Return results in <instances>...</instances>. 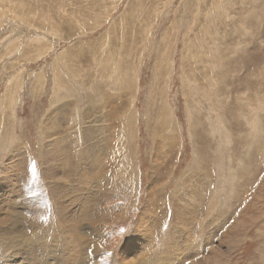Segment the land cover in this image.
Returning <instances> with one entry per match:
<instances>
[{
    "label": "rangeland",
    "instance_id": "rangeland-1",
    "mask_svg": "<svg viewBox=\"0 0 264 264\" xmlns=\"http://www.w3.org/2000/svg\"><path fill=\"white\" fill-rule=\"evenodd\" d=\"M56 260L264 264V0H0V264Z\"/></svg>",
    "mask_w": 264,
    "mask_h": 264
},
{
    "label": "bare ground",
    "instance_id": "bare-ground-1",
    "mask_svg": "<svg viewBox=\"0 0 264 264\" xmlns=\"http://www.w3.org/2000/svg\"><path fill=\"white\" fill-rule=\"evenodd\" d=\"M93 188V187H92ZM92 191H93V189H92ZM73 195V194H72ZM91 195V196H90ZM90 195H88L87 197H85V198H83V199H79V197H78V199H79V209H80V211L81 210H84L85 211V215H82V213H80V211H76V210H69V211H67V214H65L63 211H61L60 213H59V215L60 216H62V215H66L67 217H68V219H69V221L71 222V219L73 218V217H76V219H77V224H79V223H82V222H84L85 220H86V218H87V216L89 215L90 216V213H91V201H92V198H93V195L92 194H90ZM76 198V197H75ZM76 200V199H75ZM95 201V197L93 198V202ZM97 201H98V199H97ZM7 202V201H6ZM72 203H74L75 204V202H73L72 201ZM7 204V203H6ZM15 206V205H14ZM15 208V207H14ZM93 208V207H92ZM12 209V208H11ZM65 209V208H64ZM10 213V212H9ZM16 213V212H15ZM56 213H58V212H56ZM58 215V216H59ZM80 215V216H79ZM58 216H57V218H58ZM66 216L64 217L67 221H68V219L66 218ZM61 218V217H60ZM57 220V219H56ZM50 223V222H49ZM141 225H142V223H141ZM49 226V225H48ZM48 226H47V228H48ZM138 226V225H137ZM50 227V226H49ZM53 230H56V232H57V235H58V233H59V231H63V229H66V228H69L70 230L72 229L73 230V228H72V226L70 225V224H68V223H65V222H60V220H57L56 221V224L53 226ZM138 228V227H137ZM143 230H146V228L145 229H142L140 232H143ZM48 232V231H47ZM55 232V231H54ZM14 233V232H13ZM49 234V233H48ZM136 234H138L137 233V231L134 233L133 232V235L135 236ZM140 234V233H139ZM54 235V234H53ZM56 235V236H57ZM149 235H150V233H149ZM210 235V234H209ZM19 236V235H18ZM52 236V235H51ZM54 237V236H53ZM60 237H61V234H60ZM69 237V236H68ZM188 237V236H187ZM2 238V237H1ZM34 238V237H33ZM64 238V237H63ZM134 238V237H133ZM150 238H151V236H150ZM189 238L190 239H194L192 236H191V234H189ZM188 238V239H189ZM206 238V237H205ZM205 238H203V239H205ZM66 239V238H65ZM71 239V238H70ZM171 239V238H170ZM174 239V238H173ZM18 240V239H17ZM24 240V239H23ZM42 240V238H40V241ZM78 240V239H77ZM178 240V239H177ZM16 241V240H15ZM29 242L31 241V240H28ZM128 241V240H127ZM7 242H9V240L7 241ZM11 242V241H10ZM28 242V243H29ZM42 242V241H41ZM64 242V241H63ZM129 242V241H128ZM194 242V241H193ZM16 243H17V241H16ZM38 243V242H37ZM50 243H53V242H50ZM57 243H58V240H57ZM11 244V243H10ZM54 244V243H53ZM65 244V243H64ZM176 244V243H175ZM174 244V245H175ZM191 244V243H190ZM17 245V244H16ZM34 245V244H33ZM134 244L131 242V244L130 245H127V247H128V250H125L126 248H124L123 250H121L122 252H123V255L121 254L120 255V258H121V263H122V261H123V256H125V254L126 255H128V254H130V255H134V253H133V251H132V248H134V249H136L134 246H133ZM153 245V244H152ZM171 245V244H170ZM197 245V244H196ZM45 246V245H44ZM96 246V245H95ZM191 246V245H190ZM200 246V245H199ZM16 247V246H15ZM38 247V246H37ZM36 247V248H37ZM51 247H54L53 245L51 246ZM64 247H66V246H64ZM74 247V246H73ZM91 247V246H90ZM171 247V246H170ZM176 247L178 248V246L176 245ZM8 248V247H7ZM47 248H48V246H47ZM59 248V247H58ZM97 248V247H96ZM121 248V247H120ZM142 248V247H141ZM148 248V247H147ZM150 248V247H149ZM165 248V247H164ZM172 248V247H171ZM200 248V247H199ZM4 249V248H3ZM39 249H40V247H39ZM151 249V248H150ZM180 249V248H179ZM8 250V249H7ZM41 250V249H40ZM52 250V249H51ZM55 250V249H54ZM54 250H52V251H54ZM59 250V249H58ZM67 250V249H66ZM70 250V249H69ZM77 250V249H76ZM95 250V249H94ZM92 250L93 252H95V251H97V250ZM119 250V249H118ZM144 250V249H143ZM4 251V250H3ZM24 251V250H23ZM45 251V250H44ZM148 251V250H147ZM151 251V253H150V255H153V258L154 257H156V255H154V252H156V251H154V252H152V249L150 250ZM181 250H179L178 252H180ZM185 251V250H184ZM186 251H188V250H186ZM32 253H33V251H31ZM35 252V251H34ZM68 252V251H67ZM98 252V251H97ZM121 252V253H122ZM189 252V251H188ZM188 252L187 253H184V255L185 254H188ZM191 252H192V250H191ZM17 253V252H16ZM26 253V252H25ZM44 253V252H43ZM61 253V252H60ZM70 255H71V253L70 252H68ZM165 253H167V252H165ZM169 253V252H168ZM37 254V253H36ZM78 254V253H77ZM117 254V253H116ZM146 254V253H145ZM156 254H157V257H159V258H161V256H162V254L160 253V252H156ZM172 254H173V252H172ZM3 255V254H2ZM15 255H17V254H15ZM34 255V254H33ZM45 255V254H44ZM56 255H57V253H56ZM61 255V254H60ZM76 255V254H75ZM137 255V254H136ZM135 255V256H136ZM169 255H170V253H169ZM140 256V255H139ZM143 256V255H142ZM145 256V255H144ZM168 256V255H167ZM172 256V255H171ZM178 256V255H177ZM36 257V256H35ZM50 257V256H49ZM48 257V258H49ZM74 257V256H73ZM80 257V256H79ZM116 257H117V259H118V256L116 255ZM132 257H134V256H132ZM148 257V256H147ZM174 257V256H173ZM23 258V257H22ZM38 258V257H37ZM62 258V257H61ZM141 258V257H140ZM164 258V257H163ZM177 258V257H176ZM40 259V258H39ZM63 259V258H62ZM61 259V260H62ZM65 259V258H64ZM68 259V258H67ZM71 258H69L68 260H70ZM136 259V258H135ZM138 259V258H137ZM136 259V260H137ZM59 260V259H58ZM68 260H66V261H68ZM113 260H114V258H113ZM159 260V259H158ZM30 261V260H29ZM44 261V259H42V262ZM72 261V260H71ZM118 262V261H117ZM124 262V261H123ZM45 263H46V261H45ZM44 263V264H45ZM156 263V262H155ZM160 263H161V261H160ZM190 263V262H189ZM5 264V263H4ZM21 264H22V262H21ZM27 264H29V263H27ZM33 264H36V261H35V263H34V261H33ZM56 264H57V260H56ZM59 264V263H58ZM73 264V263H72ZM114 264H115V262H114Z\"/></svg>",
    "mask_w": 264,
    "mask_h": 264
}]
</instances>
